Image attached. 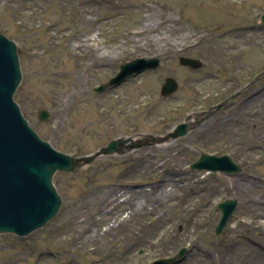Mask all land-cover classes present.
I'll return each instance as SVG.
<instances>
[{"label":"rangeland","instance_id":"374dc122","mask_svg":"<svg viewBox=\"0 0 264 264\" xmlns=\"http://www.w3.org/2000/svg\"><path fill=\"white\" fill-rule=\"evenodd\" d=\"M151 11L152 42L131 46L127 34L144 24ZM263 12L264 0H0V32L15 43L21 71L13 99L37 135L77 157L94 153L112 139L135 137L127 143L138 144L121 153L99 155L76 172H55L52 183L61 200L57 213L26 236L0 233V264H146L174 257L184 248L172 264L180 263L190 253L189 242L138 243L139 215L90 242L88 248L100 247L97 256L72 244L84 229L94 227L91 220L81 226L71 221L79 207L88 216L121 187L137 193L154 186L155 195L165 188L155 186L159 172L146 163L149 156L152 162H167L161 168L167 176L176 177L170 173V164L175 163L182 168L181 176L206 177L213 183L191 194L184 212L172 198L156 207V214L165 217L164 239L192 233V239L215 253L248 229L249 253L234 264H264V75L185 135L170 139L169 150L152 139L188 118L195 123V113L222 101L264 70ZM73 35L93 42L94 51H108L104 65L87 68L83 48L78 56H68ZM143 41L140 36L138 42ZM180 56L200 59L202 66L180 65ZM139 57H157L160 65L95 90L106 85L121 64ZM167 76L176 79L178 88L161 96ZM42 109L49 112L44 121L38 115ZM203 152L227 154L241 169L235 173L191 169ZM140 199L135 194L130 205L117 208H126L125 216ZM225 199H236L237 206L217 234V204ZM234 249L240 250V245Z\"/></svg>","mask_w":264,"mask_h":264},{"label":"water","instance_id":"95a60500","mask_svg":"<svg viewBox=\"0 0 264 264\" xmlns=\"http://www.w3.org/2000/svg\"><path fill=\"white\" fill-rule=\"evenodd\" d=\"M260 21L264 22V13L260 15ZM159 63L160 60L157 57H140L123 63L118 73L111 77L106 85H100L96 90L101 91L107 87L116 86L145 69L157 68ZM179 63L193 69L202 65L200 60L185 56L179 57ZM263 74L264 71L255 76L250 83ZM20 79L21 71L16 45L0 33V233L11 232L26 236L42 227L55 216L59 209L61 200L52 184V177L57 170L75 172L80 167L91 163L99 155L121 153L123 147L130 149L137 147L138 144L134 142L126 144L128 139L125 138L114 139L96 152L81 157H74L54 149L47 141L40 139L28 125L18 104L13 100V94ZM249 84L221 103L196 113L198 118L195 123H179L173 131L152 139L161 142L186 134L191 127L219 110ZM177 87L178 84L173 77H166L161 86V95H169ZM48 117L47 110L39 111L40 120H47ZM190 168L225 173H235L241 169L227 154L208 153H201ZM236 206V199H225L217 205L221 211L220 219L215 227L217 234L225 227ZM184 252L185 249L182 248L175 257L146 264H172Z\"/></svg>","mask_w":264,"mask_h":264},{"label":"bare ground","instance_id":"6f19581e","mask_svg":"<svg viewBox=\"0 0 264 264\" xmlns=\"http://www.w3.org/2000/svg\"><path fill=\"white\" fill-rule=\"evenodd\" d=\"M153 15L151 11L148 14V17L145 19L146 22L144 24L139 25L132 32L127 34L128 41L131 46L142 47L143 45H147L152 42L153 34L151 33L155 28L150 22V18ZM167 21V20H166ZM140 36L143 38V44L138 42V38ZM72 42L68 44L66 48V53L68 56H78L77 51H84L83 53L87 54L86 65L89 69H94L96 67L104 65L107 58V52H99L93 50V42L86 39L85 41L80 40L77 35L72 36ZM83 48V49H82ZM82 49V50H81ZM195 116V115H194ZM193 116V117H194ZM192 117V118H193ZM239 118V116L237 117ZM191 118L186 119V122L189 123ZM135 137L129 138L130 141H133ZM173 140H168L166 142L161 143L160 147L164 149H170ZM264 143V139H263ZM151 156H149L146 163L153 165L156 167V170L159 172V181L155 183V186H162L165 184V188L158 193V195L154 194V186H151L150 191H147V188H141L137 193L132 190H124L123 187L114 190L109 194L104 201L101 203V207L95 213L89 214L88 216L85 212H81V207L77 209V211L73 214L71 221L74 224L81 226L85 221L91 220V224L94 227H87L84 229L82 235H78L76 239L72 240V244L79 246L81 248L86 249V253L97 256L100 253V247L88 248L90 242L96 240L98 236L101 235H110L111 230L116 224L126 222L131 219L135 215H139L142 218V222L140 223V229L135 234V239L138 243L142 245L156 246L161 240L164 241V244H185L189 242L188 248L190 253L188 256L182 260L178 264H214L216 262H221L225 264H234L235 261L239 259H244L249 253V244L252 242L248 229H246V233H242L238 236H234L232 241L226 244V248L221 252H212L206 245L199 244L195 239H192V233H188L186 235L175 236L171 239H164V229H165V217L163 214L157 215L156 207L159 206L165 199L170 200L171 198L175 201V204L178 205L181 211H185V207L188 205V198L191 194H196L199 191H203L208 187L213 186L212 182H209L207 178L200 179L196 176H190L186 178L185 176H181L180 172L182 168L179 165L170 164V170L175 172L176 177L167 176L165 171H161L163 164L167 162L161 160L160 162H152ZM198 187L200 190H198ZM188 189V194L177 196L176 192L178 190ZM232 190H235V193H241L239 187H233ZM91 190H87L90 192ZM135 194H139L142 196L137 202L135 208H131L129 212L125 216L124 211L126 208L119 210L117 206L120 204L130 205V201H132V196ZM86 207V206H83ZM195 212L190 213V216H193ZM188 217V216H187ZM258 224V228L262 227L261 221H255ZM104 223H107L108 226L105 230H102L100 226ZM253 222L249 224V227L253 226ZM248 226V224H246ZM245 226V227H247ZM200 228V227H198ZM82 239V240H81ZM236 244L240 245V250L236 251L234 246ZM165 249H163V252ZM53 256V254H50ZM97 261V260H95ZM95 264V262H93Z\"/></svg>","mask_w":264,"mask_h":264}]
</instances>
